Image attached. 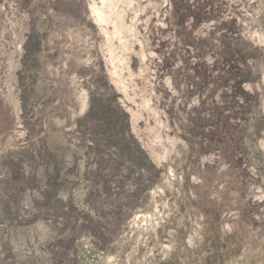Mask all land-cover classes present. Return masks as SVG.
<instances>
[{
	"label": "rangeland",
	"instance_id": "obj_1",
	"mask_svg": "<svg viewBox=\"0 0 264 264\" xmlns=\"http://www.w3.org/2000/svg\"><path fill=\"white\" fill-rule=\"evenodd\" d=\"M0 264H264V0H0Z\"/></svg>",
	"mask_w": 264,
	"mask_h": 264
},
{
	"label": "trees",
	"instance_id": "obj_2",
	"mask_svg": "<svg viewBox=\"0 0 264 264\" xmlns=\"http://www.w3.org/2000/svg\"><path fill=\"white\" fill-rule=\"evenodd\" d=\"M96 111H97V108H95V106H94V102H93V104H92V106H91V109H90L89 118H93V114H92V113H95V115H96V114H97ZM122 142H123L124 147H125V145H126V141H122Z\"/></svg>",
	"mask_w": 264,
	"mask_h": 264
}]
</instances>
